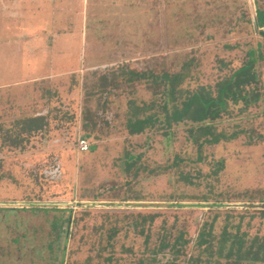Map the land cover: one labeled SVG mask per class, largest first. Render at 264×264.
<instances>
[{"label": "rangeland", "instance_id": "rangeland-1", "mask_svg": "<svg viewBox=\"0 0 264 264\" xmlns=\"http://www.w3.org/2000/svg\"><path fill=\"white\" fill-rule=\"evenodd\" d=\"M260 13L264 0H0V264H264ZM230 77L215 118L167 123Z\"/></svg>", "mask_w": 264, "mask_h": 264}, {"label": "trees", "instance_id": "trees-1", "mask_svg": "<svg viewBox=\"0 0 264 264\" xmlns=\"http://www.w3.org/2000/svg\"><path fill=\"white\" fill-rule=\"evenodd\" d=\"M257 23L260 26L264 25V14L260 13L257 16ZM244 69H246L245 67L239 69L238 71L235 72V74L237 73L238 75H240V72L243 71ZM167 76V75H166ZM168 79H170V81L172 82H177V78L176 75H169L167 76ZM164 80V79H163ZM242 81H240V77H237V79H234L232 77L229 78V80H227V82H225V84L220 85L219 89H218V98L217 99H211V98H200V96L197 95V93L193 94V95H189L184 102H180V104H182V108L181 110H179V112L173 113L172 116H168L167 118V123L170 125L173 122H180L183 120H191L193 122H201L204 121L206 119L209 118H215L218 115V107L221 106L223 104L224 98L226 97V91H227V87L231 88H235L234 86H232L233 83H241ZM238 89V88H236ZM171 91H173L171 89ZM173 99L175 97H172ZM178 100V99H177ZM211 108L212 112H208L207 109ZM28 121V119H26ZM149 120L148 117L146 118H136L133 120H129L128 123L126 124V128L128 129L129 133L132 135L135 134H140L143 132L146 124L145 122ZM23 121V120H22ZM34 123L36 126L38 125L37 123H39L37 118H33L31 119V121H28V123ZM154 122V121H153ZM18 123L20 124V122L18 121ZM27 122H24V124ZM148 123H152L151 121H149ZM26 125V124H25ZM28 129H33V128H28ZM35 129V128H34ZM201 132H207L203 133L204 137H203V143H208V144H217L220 141V135H212L208 132V128L207 127H200L199 128ZM210 134V135H209ZM133 163H127L125 166L126 171H130L131 167L134 168V166H132ZM60 219L62 220V223L56 220V224H57V228L59 231V236L63 234V227L64 224L63 222H67L69 221L68 216L65 217L64 215H62L60 217ZM56 227V226H55ZM57 258V257H56ZM252 259V257H251ZM255 260L258 259L257 257L254 258ZM260 260V259H258ZM262 260V259H261ZM61 261V259H60ZM60 264H62V261L60 262Z\"/></svg>", "mask_w": 264, "mask_h": 264}, {"label": "built area", "instance_id": "built-area-1", "mask_svg": "<svg viewBox=\"0 0 264 264\" xmlns=\"http://www.w3.org/2000/svg\"><path fill=\"white\" fill-rule=\"evenodd\" d=\"M79 142H80L79 143L80 148L83 149V150H86L87 147H88L87 142L85 140H83V139H81Z\"/></svg>", "mask_w": 264, "mask_h": 264}, {"label": "crops", "instance_id": "crops-1", "mask_svg": "<svg viewBox=\"0 0 264 264\" xmlns=\"http://www.w3.org/2000/svg\"><path fill=\"white\" fill-rule=\"evenodd\" d=\"M84 140V139H83ZM87 150V149H86Z\"/></svg>", "mask_w": 264, "mask_h": 264}]
</instances>
